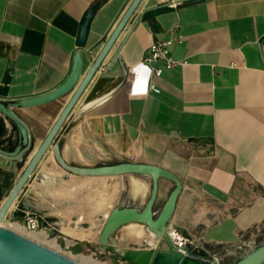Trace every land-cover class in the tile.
<instances>
[{
    "label": "crops",
    "instance_id": "1",
    "mask_svg": "<svg viewBox=\"0 0 264 264\" xmlns=\"http://www.w3.org/2000/svg\"><path fill=\"white\" fill-rule=\"evenodd\" d=\"M131 2L0 0V102L52 92L68 78L78 52L82 79L92 64L85 52L96 47L91 54H99ZM175 29L183 43L172 46L171 54L181 66L154 79L159 94L130 98L129 71L152 44L175 37ZM70 96L14 110L33 137L28 160ZM18 141L15 126L0 115V148L13 151ZM55 143L70 165L125 159L169 170L183 184L171 229L179 232L192 220L204 227L202 240L211 248L256 245L264 234V0H142ZM41 163L15 208L32 197ZM16 171L0 166L1 173ZM163 182L173 186L161 180L159 197ZM199 207L203 214H194ZM69 230L89 236L64 234L67 246L97 243L101 233Z\"/></svg>",
    "mask_w": 264,
    "mask_h": 264
},
{
    "label": "water",
    "instance_id": "2",
    "mask_svg": "<svg viewBox=\"0 0 264 264\" xmlns=\"http://www.w3.org/2000/svg\"><path fill=\"white\" fill-rule=\"evenodd\" d=\"M142 0H132L121 16L113 32L106 40L99 54L93 58L92 52L96 47L85 52L91 67L81 79L83 60L78 52L73 61L72 70L68 78L52 92L34 98L20 100L12 104L0 102V115L13 124L18 131V145L13 151L0 148V166L5 170H17L24 164V170L18 176L16 184L0 207V264H78L77 262L33 241L10 228L2 225L15 206L20 194L34 175L37 167L45 156L52 152L53 159L60 169L80 178H107L137 176L150 179L151 192L147 203L141 209L136 206H126L123 194L118 204L107 215L103 228L96 242L99 247L113 248L130 264H218L216 260H204L194 256L189 250L187 254L179 250L171 236L169 229L175 213L177 202L183 192V184L174 173L159 166L135 162H123L112 165L82 167L68 164L62 157L59 144L55 143L59 132L69 118L87 87L102 67L105 59L113 49L119 36L133 17ZM94 12L91 11L85 18L78 48L84 51ZM70 99L60 112L43 142L34 151L28 161L27 157L33 152L34 141L26 123L14 112L17 108L30 109L54 103L68 95ZM161 180L173 184L161 211L155 213L159 199V183ZM138 225L145 229L149 239L144 242L145 250L126 249L118 250L120 243L116 239L117 232L124 227ZM233 264H264V243L252 248L243 257L237 258Z\"/></svg>",
    "mask_w": 264,
    "mask_h": 264
},
{
    "label": "rangeland",
    "instance_id": "3",
    "mask_svg": "<svg viewBox=\"0 0 264 264\" xmlns=\"http://www.w3.org/2000/svg\"><path fill=\"white\" fill-rule=\"evenodd\" d=\"M28 158L25 161H28ZM123 162L134 161L125 159H99L93 165H112ZM24 167V164L20 165L17 171L12 174L0 172V207L16 183L18 176L21 175ZM31 184L35 186L32 189V197L24 207H13L2 223L4 227L20 233H26L20 227L24 222L26 214H36L44 220L42 232L36 234H43L46 237L44 243L48 245L53 244L52 247L59 254L76 262L84 258L96 264H130L121 257L116 249L107 248L105 251H99L98 244L91 239L79 242L76 245L72 243V245L67 246L64 241V238H66L64 234L68 236H73L74 234L75 236L73 237L78 239L89 236V233L83 231H80L81 235L77 236L78 231L69 230L77 226L91 231L94 235L100 233L107 215L118 204L121 194H123L124 205L136 206L143 209L151 192L150 179L137 176L107 178L73 177L60 169L54 162L53 157L49 155L42 161L41 169ZM165 184L164 182L162 183L157 214L161 211L173 189V186L168 189ZM135 187H138L139 191L136 192ZM208 209L209 206L206 210ZM212 209L215 208L212 206ZM204 210L203 207H199L193 213L196 215H199V213L203 214ZM194 224L192 220L187 221L186 226L179 229V232L184 237H196V239L202 242L204 227L202 225L195 227ZM140 231L142 235L141 241L133 236L132 232H134V229L131 225L121 228L116 234V239L120 243L119 248L124 250L128 248L145 250L144 242L149 239V235L142 227ZM263 242L264 234L257 240L256 245ZM198 244H196V247ZM247 249L245 247L224 249L220 246H215L207 248L206 252L219 261V264H233L235 259L245 255ZM192 254L194 256L208 257L205 252L196 248H192Z\"/></svg>",
    "mask_w": 264,
    "mask_h": 264
},
{
    "label": "built area",
    "instance_id": "4",
    "mask_svg": "<svg viewBox=\"0 0 264 264\" xmlns=\"http://www.w3.org/2000/svg\"><path fill=\"white\" fill-rule=\"evenodd\" d=\"M172 34L175 37L152 44L144 53L142 61L129 71L132 76L130 98L146 99L151 94H159L160 90L154 84V79L160 78L165 72L181 66V63L172 56L171 48L174 45H181L183 40L177 29ZM142 73L145 74L143 79ZM43 225L44 220L40 216L27 213L20 227L29 233H39L42 232ZM170 231H172L171 238L175 246L184 254H187L184 249L192 253V248H196L197 243H199L197 247L204 244L203 240L200 242L196 237H184L180 232L171 228ZM253 247H249L245 253H248Z\"/></svg>",
    "mask_w": 264,
    "mask_h": 264
},
{
    "label": "bare ground",
    "instance_id": "5",
    "mask_svg": "<svg viewBox=\"0 0 264 264\" xmlns=\"http://www.w3.org/2000/svg\"><path fill=\"white\" fill-rule=\"evenodd\" d=\"M135 191L137 192V191H139V188L137 187H135ZM135 196V195H134ZM131 227L134 229V232H132L133 233V236H135L139 241H141L142 240V235H141V226H138V225H131ZM14 232H16V233H19V234H21V235H23V236H25V237H27V238H30V239H32L33 241H35V242H37V243H39V244H42V245H44V246H46V247H48L49 249H51V250H54L55 251V249L52 247V245H48V244H45L44 242H45V239H46V237L42 234V235H38V234H36V233H29V232H26V233H20V232H17V231H14ZM68 232V231H67ZM75 232V231H74ZM72 233V232H71ZM169 233V235L170 236H172V231H170V232H168ZM78 235H81L80 234V232L78 231L77 232V236ZM73 236H75L74 234H73ZM99 247V246H98ZM118 250H123V249H121V248H117ZM106 249L104 248V247H99V251H105ZM76 262V261H75ZM77 263L78 264H96V263H94V262H91V261H89V259H84V258H82V259H80L79 261H77Z\"/></svg>",
    "mask_w": 264,
    "mask_h": 264
},
{
    "label": "flooded vegetation",
    "instance_id": "6",
    "mask_svg": "<svg viewBox=\"0 0 264 264\" xmlns=\"http://www.w3.org/2000/svg\"><path fill=\"white\" fill-rule=\"evenodd\" d=\"M5 150V149H4ZM159 200V199H158ZM157 205H158V202H157ZM157 205H156V207H155V213H157ZM257 243V242H256ZM264 243V242H263ZM263 243H261V244H263ZM257 245H255L254 247H256ZM211 248V246H207V245H205V244H203L202 246H199V247H196V249H198V250H201V251H203V252H205L208 256L210 255V253H208V252H206V249L207 248ZM253 247V248H254ZM247 253H245V255H246ZM196 257H200V256H196ZM243 257V256H242ZM200 258H202V259H206V257H200ZM236 260V259H235ZM233 263H234V261H233Z\"/></svg>",
    "mask_w": 264,
    "mask_h": 264
}]
</instances>
